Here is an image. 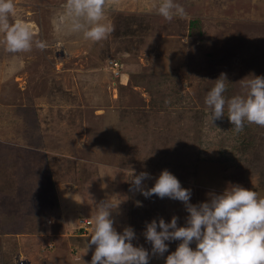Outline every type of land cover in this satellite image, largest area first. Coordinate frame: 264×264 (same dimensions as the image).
Listing matches in <instances>:
<instances>
[{"label": "rangeland", "instance_id": "374dc122", "mask_svg": "<svg viewBox=\"0 0 264 264\" xmlns=\"http://www.w3.org/2000/svg\"><path fill=\"white\" fill-rule=\"evenodd\" d=\"M63 2L15 0L16 19L49 47L20 54L11 76L0 44L4 264H90L93 228L79 226L105 200L119 204L117 231L131 226L132 243L151 252L146 223L175 215L184 226L188 213L179 200L130 190L133 171L148 172L151 188L167 169L192 204L237 184L264 197V127L236 133L226 115L213 124L204 103L221 73L229 98L243 93L242 79L264 75V0H177L187 17L171 22L155 13L156 0H122L108 13L107 40L66 37L58 48L52 17ZM166 243L149 264H165L180 241Z\"/></svg>", "mask_w": 264, "mask_h": 264}, {"label": "clouds", "instance_id": "9594fccd", "mask_svg": "<svg viewBox=\"0 0 264 264\" xmlns=\"http://www.w3.org/2000/svg\"><path fill=\"white\" fill-rule=\"evenodd\" d=\"M121 7L122 0H64L52 17L57 47H62L63 38L73 36L92 43L107 40L115 31L108 13ZM153 9L169 22L187 17L177 0H156ZM18 15L15 0H0L3 37L0 44L12 55L9 76L23 66L19 64L20 54L49 47L32 25L16 19ZM250 76L241 81L243 93L230 98L224 95L229 81L226 74L221 73L215 80L204 100L213 124L226 115L236 133L242 132L246 125L264 127V75ZM150 178L148 172L137 175L133 171L130 190L146 198L156 195L181 201L188 213L186 224L178 226L175 215L170 222L161 217L158 222L153 219L146 223L143 235L151 244L149 252L132 243L137 236L131 226L124 227L122 232L114 227L112 212L119 204L102 201L93 217V229L84 252L87 254L94 247L90 264H149L152 256H163L168 251L166 242L170 241L180 243L167 255L165 264H264V197L258 192L237 184L222 193L211 194L204 202L192 204L191 190L182 187L167 169L161 171L154 186L145 188L144 181ZM193 242L195 248L190 246Z\"/></svg>", "mask_w": 264, "mask_h": 264}, {"label": "built area", "instance_id": "2783aa9c", "mask_svg": "<svg viewBox=\"0 0 264 264\" xmlns=\"http://www.w3.org/2000/svg\"><path fill=\"white\" fill-rule=\"evenodd\" d=\"M118 68H119L118 64L115 63V66H114L115 73H119ZM90 228H93V220L88 219V218L81 219L79 230H82L83 234H86L88 231H90ZM23 261L25 260H20L18 264H24Z\"/></svg>", "mask_w": 264, "mask_h": 264}, {"label": "crops", "instance_id": "0c3cea01", "mask_svg": "<svg viewBox=\"0 0 264 264\" xmlns=\"http://www.w3.org/2000/svg\"><path fill=\"white\" fill-rule=\"evenodd\" d=\"M20 183H21V186L25 188L24 184H25L26 182H24L23 180H21ZM26 187H27V186H26ZM73 240H75V239H73ZM2 250H3V247L0 248V264H4V263H6L5 261H2V258H1Z\"/></svg>", "mask_w": 264, "mask_h": 264}]
</instances>
